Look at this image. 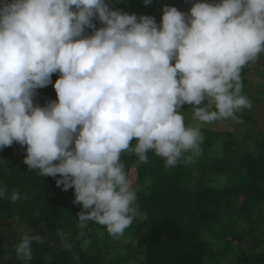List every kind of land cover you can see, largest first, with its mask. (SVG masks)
<instances>
[{
  "label": "clouds",
  "instance_id": "9594fccd",
  "mask_svg": "<svg viewBox=\"0 0 264 264\" xmlns=\"http://www.w3.org/2000/svg\"><path fill=\"white\" fill-rule=\"evenodd\" d=\"M162 13L157 24L111 0H0V149L26 145L30 170L74 189L81 230L93 222L119 239L143 218L122 153L146 164L151 152L166 168L191 153V164L201 125L252 107L241 72L264 53V0H196ZM54 73L57 100L35 104ZM184 105L196 126L185 124ZM9 198L22 197L0 187ZM40 239L26 232L15 244L23 264Z\"/></svg>",
  "mask_w": 264,
  "mask_h": 264
},
{
  "label": "trees",
  "instance_id": "16d2710c",
  "mask_svg": "<svg viewBox=\"0 0 264 264\" xmlns=\"http://www.w3.org/2000/svg\"><path fill=\"white\" fill-rule=\"evenodd\" d=\"M111 2L137 16L151 15L157 5L154 0L147 6L144 0ZM262 58L264 53L257 61ZM256 62L241 72L242 93ZM44 89H37L35 104L43 106ZM236 116L239 127L233 130L201 129V151L191 164L183 162L191 153L173 168L151 152L146 164L121 154L128 175L137 172L133 188L143 218L134 219L120 240L93 222L83 230L76 226L82 206L73 203L74 189L57 187L59 175L42 177L30 170L23 162L26 145L21 149L14 142L0 149V187L9 197L13 191L22 197L0 199V222L11 229L0 235V264H23L14 246L26 232L41 236L33 241L29 264H264V138L250 112ZM7 239L10 247L4 246Z\"/></svg>",
  "mask_w": 264,
  "mask_h": 264
},
{
  "label": "rangeland",
  "instance_id": "374dc122",
  "mask_svg": "<svg viewBox=\"0 0 264 264\" xmlns=\"http://www.w3.org/2000/svg\"><path fill=\"white\" fill-rule=\"evenodd\" d=\"M156 5L155 10H150L151 15L150 16H155L156 17V22L159 24L161 22L162 18V8L167 5V6H174L178 10L184 12H188L189 8L196 2V0H154ZM150 7V6H149ZM140 10V12L143 14L144 9L139 6L137 8ZM156 12V13H155ZM59 73H54L52 74L51 80L52 83L49 84L48 86L45 87L44 89V102L43 106L46 104L47 101L49 100H57V94L55 92V89L53 87V84L55 83L56 79L59 78ZM248 80H249V85L246 88V93H242L243 95L247 96V98L250 100L252 107L250 109H242L240 112L247 113L250 112L252 115L251 117L254 118L258 125V129L262 132L264 138V59L262 58L261 60H258L251 68L250 73L247 74ZM191 106L190 105H184L182 107V115L184 116V121L187 126H196L199 122L193 119V114L191 111ZM235 125L238 126V124L231 118L229 119H224L219 122V124L216 123H208V124H203L201 125V129L204 128H211L215 130H223V129H229L233 130L235 129ZM237 133L239 135H243L244 129L242 128H237ZM248 147L252 148L254 146L253 143L249 142L247 143ZM21 146V145H20ZM24 147L21 146V149ZM2 154L0 153V159H1ZM137 172L133 169L131 170L129 174V178L132 180V183H135L137 180ZM134 185V184H133ZM76 226L78 227V223H76ZM8 228V229H7ZM6 230L11 231V229L8 227V224H4L0 222V235L5 236L6 235ZM8 233V232H7ZM14 235V234H13ZM121 237L118 239L120 240ZM5 247H10L11 242L5 240L4 242Z\"/></svg>",
  "mask_w": 264,
  "mask_h": 264
},
{
  "label": "crops",
  "instance_id": "0c3cea01",
  "mask_svg": "<svg viewBox=\"0 0 264 264\" xmlns=\"http://www.w3.org/2000/svg\"><path fill=\"white\" fill-rule=\"evenodd\" d=\"M251 115V114H250Z\"/></svg>",
  "mask_w": 264,
  "mask_h": 264
}]
</instances>
